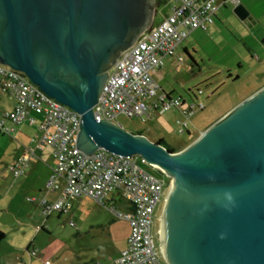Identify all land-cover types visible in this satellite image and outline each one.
<instances>
[{
    "label": "water",
    "instance_id": "1",
    "mask_svg": "<svg viewBox=\"0 0 264 264\" xmlns=\"http://www.w3.org/2000/svg\"><path fill=\"white\" fill-rule=\"evenodd\" d=\"M152 17L146 0H0V64L79 115L83 154L139 157L170 178L164 264H264V86L176 153L94 119L110 69Z\"/></svg>",
    "mask_w": 264,
    "mask_h": 264
},
{
    "label": "built area",
    "instance_id": "2",
    "mask_svg": "<svg viewBox=\"0 0 264 264\" xmlns=\"http://www.w3.org/2000/svg\"><path fill=\"white\" fill-rule=\"evenodd\" d=\"M167 6L168 14L158 24L143 30L115 62L92 108L96 122H109L123 129L116 120L119 115L143 121L153 113L180 106L177 99L166 100L164 95H158L154 77L160 70L162 57L172 54L187 32L205 29L213 23L219 5L215 0H168ZM0 92H9L15 100L13 111L1 117L0 131L11 134L15 126L28 121L39 133L16 157L9 170L13 177H22L38 152L45 147L51 149L54 167L44 191L46 195L55 193L56 199L49 202L46 196L40 198L42 216L66 214L74 200L86 198L128 223L126 246L114 264H164L156 243V216L170 178L146 171L141 158L138 163L139 157L116 156L103 149L91 155L83 154L76 148L79 115L47 97L23 73L2 64ZM180 112L189 119L191 112ZM30 114L40 116V121L32 119ZM4 121L9 122L8 128L3 126ZM185 124H177L180 133L186 129ZM120 200L128 203V211L115 210L113 204Z\"/></svg>",
    "mask_w": 264,
    "mask_h": 264
},
{
    "label": "rangeland",
    "instance_id": "3",
    "mask_svg": "<svg viewBox=\"0 0 264 264\" xmlns=\"http://www.w3.org/2000/svg\"><path fill=\"white\" fill-rule=\"evenodd\" d=\"M167 11L166 4L160 7L155 6L152 24L159 23L160 18ZM237 27L238 25L233 30L235 35L240 36ZM203 32L199 30L182 41L177 55L182 56L183 62H176L175 58H168L163 62L161 68L162 70L166 69L163 74L165 80L158 85L164 91L171 93L172 97H180L187 104H192V102L202 104L204 109L194 112L189 122L182 116L180 109H172L143 121L119 115L116 120L122 125L123 130L132 134H142L153 142L157 141L156 136L160 134L164 137L167 147L173 151H180L193 142L205 130V127L212 125L257 89L263 87L264 42L262 36L258 43L253 41V36L248 32L238 38L217 39L214 41V45L222 50L214 51L210 47V42L201 39ZM183 47L187 49V54L183 52ZM238 62H241V65H238ZM4 111L0 108V120L1 116L8 112ZM183 120L188 126V134L178 133L179 126L177 124L182 123ZM14 129L15 131L11 134L0 131V197H6L7 192L13 188L21 191L23 199L17 194H10L6 197V201L11 202L12 206L5 209L6 201L0 202V230L5 234V239L0 243V251H3L2 249L12 251V248L16 247L15 240L17 238H30L33 239L35 248L40 252L38 256L43 258L44 255V262L48 261L49 264H64L65 262L69 264L82 260L83 256L94 255L95 253L88 250L87 247L95 242L96 244L100 243L99 252L106 253L108 250L107 253H111L112 245H118L122 240L124 232L122 225L125 223L122 220H117L109 209L94 203L92 205L90 202H86L88 205H83L85 209L93 208L101 212L99 214L101 219L113 220L111 224L113 226L112 237L106 232H100L94 238L87 235L78 237L76 236V231L79 230L77 218L81 221L85 216L81 214L79 206H72L71 218L67 215L60 217L53 215L45 219L40 212L41 209L37 207L38 203L25 198L24 195L30 193L33 195V193L26 192L25 194L9 170L22 146H28L30 138H36V134L34 129L26 125L21 126L20 133L16 132L19 127ZM142 166L149 173L159 176L156 169L145 164ZM164 191L163 199L167 192ZM162 205L163 200L157 207V216L160 215ZM115 210L124 212L125 203L123 201L117 203ZM70 222H73L75 226H70ZM81 246H84L86 250L71 251L73 247ZM68 248L70 252L67 251ZM1 260L2 255H0V262ZM38 262L43 264V261Z\"/></svg>",
    "mask_w": 264,
    "mask_h": 264
},
{
    "label": "crops",
    "instance_id": "4",
    "mask_svg": "<svg viewBox=\"0 0 264 264\" xmlns=\"http://www.w3.org/2000/svg\"><path fill=\"white\" fill-rule=\"evenodd\" d=\"M215 2L219 5V7H218V11L216 13V16L213 20L214 22L211 25H209L205 30H201V31H204L202 33L203 36L201 37V39L203 41L210 42L211 43L210 47L212 50H214V51H217V50L221 51L222 50V48L218 49L217 47H215V45H214L215 40H217V39H223L224 40V38H226V37L238 38L240 36H243L242 34H244L246 32H248L249 35L253 36L254 42L258 43L261 36H262L263 42H264V0H215ZM235 8L243 9L245 11V13L247 14L246 19L240 20L239 17L233 12V10ZM166 14H164L162 16V18ZM154 25H156V24H154ZM236 25H238L237 28H239V29H237V31H238L240 36L235 35L236 33L233 30ZM197 31H199V30H195V31L190 32L187 35V37L190 36V34H195V32H197ZM222 36H223V38H222ZM181 43H180V45H181ZM180 45H178V47L175 49L174 54L175 53H176V55L178 54L177 52L181 47ZM184 51L187 52V49L183 47V52ZM168 58L169 57L166 56L162 59V61L164 62ZM172 58L174 59L175 56H173ZM238 65H241V62H238ZM165 71H166L165 68L163 70L161 68L158 71V74L154 77V80H155L156 85L159 87V89H161L164 93L171 95V93L164 91L163 88L160 87V85H158V84H160V82L165 80L163 77V74ZM229 77H230V75H229ZM14 107H15L14 97L11 94H9V92L8 93H1L0 92V108H2L5 111H8L7 113H10L13 111ZM158 115H162V114H158V113L154 114V117L158 116ZM30 117L37 122H39L41 119V117L36 115V114H30ZM22 125H26L27 127L34 129V133L36 134V138H30V139H37L38 138V136H39V133H37L38 130L36 129L35 125L29 124L28 121H25V122L15 126V127H19V129L16 132L20 133V131H21L20 129H21ZM3 126L8 128L10 126V124L8 121H4ZM206 128L207 127H205V129ZM156 139L157 140L161 139L165 143L164 137H162V135H160V134L156 136ZM22 150H23V146H22V149L20 150V153ZM16 157H17V155H16ZM15 158H14V160H15ZM52 159H53V157L51 155V149L49 147H45L41 152L37 153V158H35L34 161L32 160V162L26 168V170L24 171L25 172L24 175L22 177H20L22 179H20V178L15 179L14 178V180L18 181L19 186L23 188V191H25V194H26V192H32L33 193V195L31 193L29 195H24L25 198L30 199V200H35V202H37V203L39 202L41 197H45V196H46L45 199H47L49 202H53L56 199L55 193L49 192L46 195V192L44 191V186L47 183V180H48L49 176L51 175L52 169L54 167V160H52ZM14 160H13V163H14ZM10 194H17V195L21 196L20 197L21 199H23L20 190L17 191L15 189L11 188L7 192L6 197H8ZM6 197H4V198L0 197V202H2L4 200L6 201V199H7ZM86 202H90L92 205H94L93 202L89 201L88 199H77V200H74L73 204H72V206H75V207L79 206L78 208L82 212L81 214L85 215L84 219H82L81 221L79 220V218H77L79 221V223L77 224V226L79 227V230L76 231V236L85 237L87 235L90 238H94L100 232H106L108 235H110V237H112V235H113L112 234V229H113L112 227L113 226H111V224L113 223V220L101 219V216L99 215V214H101V212H99L98 210H94L93 208L85 209L83 205H88V204H86ZM123 202L125 203V210L124 211H126V210L128 211V209H129L128 203H126L125 201H123ZM117 203H119V202H117ZM92 205H89V206L92 207ZM11 206H12L11 202L6 201L5 205H4V209L11 207ZM37 207L40 208L39 205ZM70 212L71 211L67 212L66 214L60 215V216H66L67 215V217L71 218L72 214H70ZM53 215H55V214H52L51 216H53ZM51 216H49V217H51ZM56 216H58V215H56ZM60 216H58V217H60ZM123 222L125 224L122 225V231H124L123 236H122V240L118 245H112L111 250H113V251L111 253L108 254L107 249H106L107 250L106 253H101V252H99L100 243L99 244H96V242L91 243L88 245L87 248H88V250L93 251L95 253V254L93 253L94 255H91L89 257L83 256L82 260L77 261V262H71L69 264H114V260L117 258L119 253L125 248V245H126L125 241H127V238L129 235L128 223L125 221H123ZM70 226L73 227L75 225L72 222V225H70ZM118 226H120V225H118ZM35 237H33V238L36 239ZM15 243H16V245H15L16 247H13L12 251L9 252V251H6L4 249H2L4 252L0 251V253L2 252L0 254V255H2V260H1L0 264H40V262H38V261H43V264H49L48 261L44 262V259H43L44 255H43V258H40V256H38L40 252L35 248V244L33 242V239L17 238L15 240ZM23 248H24V250H23ZM76 250H86V248L84 246H81V247H77V248L73 247V249H71V251H74V252H76ZM67 251L70 252L69 248ZM64 264H68V263L65 262Z\"/></svg>",
    "mask_w": 264,
    "mask_h": 264
},
{
    "label": "trees",
    "instance_id": "5",
    "mask_svg": "<svg viewBox=\"0 0 264 264\" xmlns=\"http://www.w3.org/2000/svg\"><path fill=\"white\" fill-rule=\"evenodd\" d=\"M168 5V0H155V6H161V5ZM168 12H169V6H168ZM168 12H167V14H168ZM214 22V21H213ZM207 28V27H206ZM205 28V29H206ZM205 29H194V30H192V31H195V30H205ZM192 31H190V32H192ZM190 32H187V35L190 33ZM187 35H186V37H187ZM185 37V38H186ZM184 38V39H185ZM183 39V40H184ZM182 40V41H183ZM181 41V42H182ZM180 42V43H181ZM180 43H179V45H180ZM177 47H178V45H177ZM176 47V48H177ZM175 48V49H176ZM175 49H174V51H175ZM174 51H173V53L172 54H170V55H168L167 57H169V58H172L173 56H175V59H176V62H179V63H181V61L183 62V60H182V56H179V55H176V53L174 54ZM184 53H186L187 54V52L186 51H184ZM164 57H166V56H164ZM164 57H162V59L164 58ZM162 59H161V61H162ZM162 65H163V61H162ZM162 65H161V67H162ZM161 67H160V69H161ZM199 94H200V91H199ZM158 95H164V98L166 99V100H169V99H177L178 101H179V103H180V106L178 107V108H171V109H169V110H166L167 112L168 111H171L172 109H180L181 111L182 110H188L189 112H191V115L189 116V119L187 120L188 122L190 121V118L192 117V114H194V112H197V111H202L203 109H204V106L202 105V104H196V103H194V102H192V104H187L183 99H180V97L179 98H174V97H172V95H168V94H166V93H164L161 89H159V87H158ZM184 105H186L184 108H183V106ZM201 105V106H200ZM183 108V109H182ZM166 111L165 112H161V113H158V114H164V113H166ZM154 114H157V113H153V115L151 116V117H149L148 119H151L153 116H154ZM183 116V115H182ZM184 117V116H183ZM147 120V119H146ZM182 122H185V120H183ZM179 126V125H178ZM180 128V127H179ZM3 133V132H2ZM178 133L179 134H184V133H186V134H188V126L186 127V129L184 130V132L183 133H180L179 132V130H178ZM140 135H142V134H140ZM156 143H158V144H160V145H162V146H164L166 149H167V151H169V152H171V153H176V152H178V151H173L172 149H170L169 147H167L166 146V144L160 139V140H157L156 141ZM23 147H26V146H23ZM51 155H52V153H51ZM138 159V163L140 162V158H137ZM34 161V160H33ZM15 162V161H14ZM13 165V164H12ZM149 167V166H148ZM157 173H158V175H161V173L160 172H158V171H156ZM168 187H166V189H167ZM43 198V197H42ZM28 201H30L29 199H28ZM122 200H120L119 202H121ZM117 204V202L116 203H114L113 204V206L115 207V205ZM55 215H58V216H60V215H63V213H60V214H55ZM158 215V214H157ZM49 216H51V215H49ZM48 216V217H49ZM48 217H46V218H48ZM45 218V219H46ZM117 219V218H116ZM119 220V219H118ZM123 221V220H122ZM129 227V226H128ZM5 236V234H3V232L0 230V243H1V241H3V239L5 238L4 237ZM126 242V241H125ZM126 246V245H125ZM120 254V253H119ZM118 257V256H117Z\"/></svg>",
    "mask_w": 264,
    "mask_h": 264
},
{
    "label": "flooded vegetation",
    "instance_id": "6",
    "mask_svg": "<svg viewBox=\"0 0 264 264\" xmlns=\"http://www.w3.org/2000/svg\"><path fill=\"white\" fill-rule=\"evenodd\" d=\"M155 0H146V5L148 6V8H149V10H150V12L152 13V15H153V17L152 18H154V12H155ZM152 22H153V20H152ZM110 71H111V69H110ZM110 71H109V73H110ZM234 80H237V78H234ZM256 91V90H255ZM258 91V90H257ZM255 93V92H254ZM253 93V94H254ZM166 191H167V189H166ZM166 194H167V192H166ZM164 200V199H163ZM157 217H159V216H157Z\"/></svg>",
    "mask_w": 264,
    "mask_h": 264
},
{
    "label": "clouds",
    "instance_id": "7",
    "mask_svg": "<svg viewBox=\"0 0 264 264\" xmlns=\"http://www.w3.org/2000/svg\"><path fill=\"white\" fill-rule=\"evenodd\" d=\"M152 25H154V24H152ZM152 25H151V26H152Z\"/></svg>",
    "mask_w": 264,
    "mask_h": 264
}]
</instances>
